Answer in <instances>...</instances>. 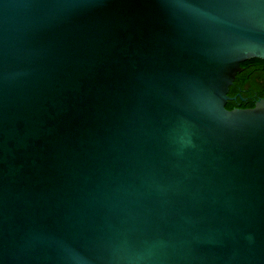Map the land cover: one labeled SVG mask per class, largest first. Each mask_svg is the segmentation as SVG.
I'll return each instance as SVG.
<instances>
[{
	"label": "water",
	"instance_id": "95a60500",
	"mask_svg": "<svg viewBox=\"0 0 264 264\" xmlns=\"http://www.w3.org/2000/svg\"><path fill=\"white\" fill-rule=\"evenodd\" d=\"M264 0H0V264H264Z\"/></svg>",
	"mask_w": 264,
	"mask_h": 264
},
{
	"label": "trees",
	"instance_id": "16d2710c",
	"mask_svg": "<svg viewBox=\"0 0 264 264\" xmlns=\"http://www.w3.org/2000/svg\"><path fill=\"white\" fill-rule=\"evenodd\" d=\"M242 67H245L247 70L243 75L241 73L237 75L240 79L239 85L243 87L245 84H248L252 91H258L264 97V60L257 58L251 59L243 63ZM256 68H260V71L256 72ZM248 75H251V77L248 78ZM236 106L237 103L232 101H229L227 104V108L230 110L236 108Z\"/></svg>",
	"mask_w": 264,
	"mask_h": 264
},
{
	"label": "flooded vegetation",
	"instance_id": "af4514ba",
	"mask_svg": "<svg viewBox=\"0 0 264 264\" xmlns=\"http://www.w3.org/2000/svg\"><path fill=\"white\" fill-rule=\"evenodd\" d=\"M249 61V60H248ZM247 62V61H246ZM244 62V63H246ZM246 68L243 67V71L241 74L243 75L246 72ZM260 68H256V72H259ZM251 75H248V78H250ZM240 79L237 77L234 84L231 86L230 96L234 99L230 100L232 102L237 103L236 108H251L255 105V103L262 98L260 92L258 91H252L249 88V85L245 84L243 87L239 85ZM237 91V92H236Z\"/></svg>",
	"mask_w": 264,
	"mask_h": 264
}]
</instances>
